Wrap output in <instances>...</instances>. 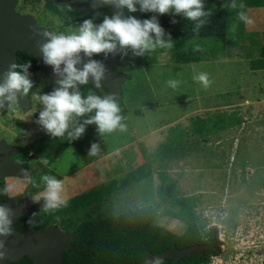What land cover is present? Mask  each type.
Returning a JSON list of instances; mask_svg holds the SVG:
<instances>
[{"label":"rangeland","instance_id":"rangeland-1","mask_svg":"<svg viewBox=\"0 0 264 264\" xmlns=\"http://www.w3.org/2000/svg\"><path fill=\"white\" fill-rule=\"evenodd\" d=\"M45 3L18 0L15 11L50 22L56 31L61 23L45 11ZM232 4L236 0H215L219 7ZM244 13L252 23L233 21L225 45L209 47L212 54L201 48L198 62L177 63L173 47L158 46L148 52L146 65L117 67L127 75L122 85L130 110L125 129L101 136L94 125L96 156L72 144L43 157L49 161L42 162L47 174L53 171L64 182L65 198L148 161L152 172L147 178L113 192L90 209L91 215L150 205L158 223L179 231L182 222L165 212L156 194L160 175L166 174L180 193L194 197L199 221L219 229L221 251L210 264H264V69L250 65L264 44V5ZM76 28L63 27L64 33ZM202 72L211 82L207 88L193 79ZM28 75L31 109L23 111L18 103L0 108V139L26 149L47 134L36 122L43 107L39 97L48 92L46 73ZM169 80L178 81L177 87H170ZM6 182L14 195L30 180L8 176Z\"/></svg>","mask_w":264,"mask_h":264},{"label":"trees","instance_id":"trees-1","mask_svg":"<svg viewBox=\"0 0 264 264\" xmlns=\"http://www.w3.org/2000/svg\"><path fill=\"white\" fill-rule=\"evenodd\" d=\"M204 4L205 11H210L211 15L202 18L205 22L199 29H196L197 22L186 20L182 16L172 14L159 16L162 21L160 25L165 30L164 39L168 40L170 35L174 48V59L177 63L198 62L202 59L203 48L207 49L208 54H212L209 47L219 48L225 45L224 40L230 25L233 21L240 20L238 13L244 12L248 8L263 6L264 0H236L235 8L216 6L215 0H204ZM241 4L244 5L243 8L240 7ZM44 6L45 11L61 23V26L54 31L58 33H64L63 27L66 26L79 27L84 19H93L95 23L99 24L104 15L112 14L107 6L100 7L99 13L96 15L89 12L82 13L58 0L46 2ZM60 8L64 10L60 11ZM125 12L127 17L129 13L126 10ZM131 15L141 20L151 18L148 13L142 12ZM173 20L177 22L172 23ZM36 23L53 31L50 22L46 24L43 19L38 18ZM117 49L120 59L118 68L143 66L148 63V52L143 55H134L130 48L120 49L118 47ZM103 56L104 54L93 58L99 59ZM28 63L31 64L28 73L40 71L37 60L19 50L17 65ZM250 65L255 70L264 69V44L261 47L260 57L252 59ZM79 89L84 97L89 92L102 98L111 96L104 83H101L100 88L96 89L89 80L87 85H81ZM113 99L120 108L121 123H123L130 116V110L123 100V94L121 98ZM92 115L94 112L76 118L69 131ZM93 143H96V137L94 124H91L86 126L84 134L77 140L68 139L67 133L58 138L44 134L30 146L35 155L27 156L28 151L24 153L21 149L18 152L19 158H16L25 167L33 170V174L30 176L31 185H33V181L36 184L43 175L56 177L53 171L47 174V167L39 158L58 150H64L72 144L77 145L82 152H86L87 149H91ZM151 172L150 162H144L106 183L70 195L66 198L67 207L51 213L33 210L25 213L23 218L27 221L33 219L32 224L38 226L54 223L66 230L73 231L72 246L64 251L62 264H140L145 259L148 250L156 254L173 244L178 248L204 244L206 242L202 238L204 224L198 223L197 215L194 212V197L180 193L177 183L166 174L160 175L156 194L159 202L166 206L165 212L177 217L182 222L183 226L179 231L170 230L158 223L155 210L150 205L127 209L119 213L91 215L90 209L97 207L110 194L147 178ZM6 177L8 176L0 178V190L7 184ZM39 190H43V188ZM8 195H0V201L6 199ZM34 212L36 216L33 218ZM217 253L214 249L209 248L204 249L202 253L196 251L183 256L179 260L168 257L162 261V264H204L211 260L212 254Z\"/></svg>","mask_w":264,"mask_h":264},{"label":"clouds","instance_id":"clouds-1","mask_svg":"<svg viewBox=\"0 0 264 264\" xmlns=\"http://www.w3.org/2000/svg\"><path fill=\"white\" fill-rule=\"evenodd\" d=\"M98 4L100 7L115 6L121 12L104 15L99 24L93 19H84L78 28L68 33L50 30L39 33L46 41L39 45L43 61L53 69L58 79L54 90L40 95L39 100L43 107L36 122L53 138L63 137L67 133L68 139L77 140L84 134L86 126L91 124L96 125L101 136L117 129L121 131L125 129L121 123L120 108L111 96L102 98L89 92L84 97L80 92L79 86L87 85L90 77L98 83L104 75V66L99 61L91 59L92 57L100 54L107 56L115 52L118 47L130 48L134 55L154 51L158 46L172 48L170 35L168 40L164 39L165 30L157 16L167 14L182 16L186 20L197 22L196 29H199L205 22L202 18L211 15L210 11H205L204 0H93L94 8ZM231 7L235 8L236 5L232 4ZM240 7L243 8L244 5L241 4ZM63 10L60 8V11ZM124 10L129 13L127 17L122 15ZM136 12H152L157 16L141 20L131 15ZM238 17L245 24L252 23L243 11L238 13ZM176 22V20L172 21V23ZM85 56L90 58L87 63H83ZM80 64H83L82 68L78 67ZM30 67V63L10 65L9 70L4 74L3 83H0V108L6 105L11 108L16 104L18 93L25 96L30 93L33 88V81L28 75ZM193 79L205 88L211 83L208 74L203 72ZM167 83L175 88L179 82L169 80ZM93 112L94 115L69 131L76 118ZM98 151L99 146L93 143L88 155L96 156ZM42 162L45 165L49 163L44 158ZM23 176L30 179L27 169L23 170ZM41 181H43V191L33 196V202L39 203L41 199L45 201L42 212L51 213L68 206L62 180L55 176L43 175ZM33 186L38 187L34 181ZM11 190V186L6 184L0 190V195H8ZM14 215L11 208L0 204V236L6 237L13 232L12 216ZM32 215L34 218L36 213ZM28 223L32 224L33 219ZM4 248L5 243L0 240V258L5 255ZM149 264H162V261L157 257Z\"/></svg>","mask_w":264,"mask_h":264},{"label":"water","instance_id":"water-1","mask_svg":"<svg viewBox=\"0 0 264 264\" xmlns=\"http://www.w3.org/2000/svg\"><path fill=\"white\" fill-rule=\"evenodd\" d=\"M18 0H0V83L4 81V74L9 70L10 65L18 62V51L21 50L29 56L35 58L39 64L40 70L46 73L45 88L51 92L57 87V76L54 75L53 69L47 66L42 58L39 50V45L46 42L45 38L39 33L44 30H50L47 27L37 25L36 20L31 15H21L15 11V6ZM52 0H46L50 2ZM67 4L69 7L79 12H89L93 15L99 13V4L94 8L93 0H58ZM112 14L121 12L115 6H107ZM150 17L157 16L156 13L149 12ZM122 15L126 17L125 10ZM159 23L161 19L157 16ZM51 31V30H50ZM88 57H83V63L89 62ZM95 59V58H91ZM104 66V75L97 83L92 77L89 78L96 89L100 88L101 83H104L108 93L115 99L122 96V85L126 80L127 75L120 70L119 66V51L118 49L95 59ZM82 68L83 64L78 65ZM23 111L31 109L33 102L29 95L25 96L18 93V102ZM19 145H9L4 139L0 141V178L5 176L24 177L23 170H28V176L33 174V170L25 167L20 162L11 158L18 150ZM45 201L41 199L39 203L33 202V196L30 194H18L14 197L0 201V204L11 208L15 213L12 216L13 222L20 219L22 213L37 209H42ZM72 232H65L57 225H52L45 228L32 226L21 227L8 236H0V240L5 243L3 249L5 255L0 258V264H6L7 258L20 259L27 254L37 264H61L63 261L64 251L72 246ZM214 247V240L209 244H195L183 248H178L175 244L171 247L159 252L152 253L147 251L145 259L140 264H149L155 258L161 261L166 258H175L179 260L181 257L190 255L193 252H203L204 249Z\"/></svg>","mask_w":264,"mask_h":264},{"label":"flooded vegetation","instance_id":"flooded-vegetation-1","mask_svg":"<svg viewBox=\"0 0 264 264\" xmlns=\"http://www.w3.org/2000/svg\"><path fill=\"white\" fill-rule=\"evenodd\" d=\"M51 15V14H50ZM51 17H54L51 15ZM40 138V137H39ZM38 138V140H39ZM1 141V139H0ZM9 145H15L13 143L9 144ZM20 146V145H19ZM23 149L22 151L25 153L27 152V156H31V155H35V152L34 150L29 147V149H26L24 148L23 146L21 147L20 146V149L14 154L11 156L12 159L20 162V160H18L16 157L19 158L18 156V152H20V150ZM40 159V158H39ZM32 170V169H31ZM24 178V177H22ZM29 179V178H28ZM30 180V179H29ZM36 185L39 186V188H36L34 187L33 185H31V180H30V183L28 185V187L26 189H24L23 191H20L18 192L17 194H14V195H8V198H11V197H14L18 194H30L32 196H35L37 195L39 192L43 191V190H39V189H42L43 188V181H41V179L38 180V182L36 183ZM39 190V191H38ZM5 200V199H4ZM3 201V200H2ZM37 210H41V209H37ZM33 211V210H32ZM27 212H30V211H27ZM27 212H24L21 214L20 216V219L16 222H13V225H12V229L13 230H18L20 229L21 227H26V226H32V227H38V228H45V227H49V226H52V225H57L59 226L58 224H47V225H43V226H38L37 224H29L28 221L26 219L23 218V215ZM198 218V216H197ZM199 218H198V223H199ZM203 224V223H202ZM59 228L65 232H72L73 231H70V230H66L64 228H62L61 226H59ZM219 229L215 226H207V225H203L202 227V238L203 240H205L206 242H204V244H209L211 243L213 240H214V247H212V249H214L215 251H217L218 253L217 254H212L211 255V260L208 262V263H204V264H210L214 258L220 253L221 251V240L222 237L220 236L219 234ZM6 264H37L35 263V261L33 259H31L27 254L23 255L20 259H12V258H7L6 260ZM63 262V261H62ZM62 264V263H61Z\"/></svg>","mask_w":264,"mask_h":264}]
</instances>
